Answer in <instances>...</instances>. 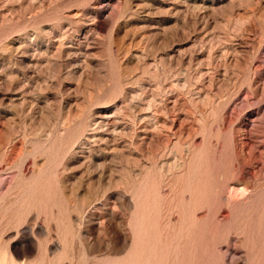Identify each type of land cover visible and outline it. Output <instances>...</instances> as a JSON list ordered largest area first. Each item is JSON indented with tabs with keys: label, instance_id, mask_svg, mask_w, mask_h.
Instances as JSON below:
<instances>
[{
	"label": "rangeland",
	"instance_id": "1",
	"mask_svg": "<svg viewBox=\"0 0 264 264\" xmlns=\"http://www.w3.org/2000/svg\"><path fill=\"white\" fill-rule=\"evenodd\" d=\"M0 264H264V0H0Z\"/></svg>",
	"mask_w": 264,
	"mask_h": 264
}]
</instances>
